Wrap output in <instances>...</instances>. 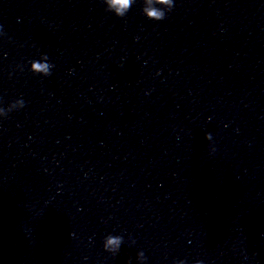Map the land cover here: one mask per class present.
Here are the masks:
<instances>
[{
	"label": "clouds",
	"instance_id": "obj_1",
	"mask_svg": "<svg viewBox=\"0 0 264 264\" xmlns=\"http://www.w3.org/2000/svg\"><path fill=\"white\" fill-rule=\"evenodd\" d=\"M106 6L105 11L113 13L116 17L124 18L131 10L136 0H102ZM141 12L149 20L162 21L166 18L167 13L171 12L174 8V0H141ZM0 35H6L0 31ZM54 65L48 62L47 54H43L40 60H33L30 62V71L35 74L43 76L51 75V69ZM25 106L23 99H16L8 108L0 107V117L6 118L13 110L21 109ZM212 136H206V140H211ZM214 150V149H213ZM135 243L134 240L131 241ZM124 244V237L122 235L108 234L103 239V249L111 253L113 256L119 254L121 246ZM136 259L138 264H144L147 259L144 252L141 250L137 252ZM127 264H132L131 257L128 258ZM175 264H187L185 260H178ZM195 264H203V261L197 260Z\"/></svg>",
	"mask_w": 264,
	"mask_h": 264
}]
</instances>
